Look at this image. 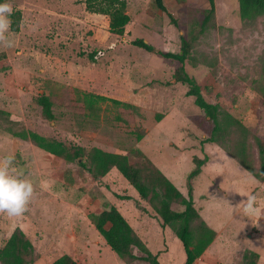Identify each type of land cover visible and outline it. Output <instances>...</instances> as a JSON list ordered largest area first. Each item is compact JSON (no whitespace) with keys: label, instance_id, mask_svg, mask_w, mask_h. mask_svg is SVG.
Segmentation results:
<instances>
[{"label":"rangeland","instance_id":"rangeland-1","mask_svg":"<svg viewBox=\"0 0 264 264\" xmlns=\"http://www.w3.org/2000/svg\"><path fill=\"white\" fill-rule=\"evenodd\" d=\"M164 1L177 25L158 13L153 0H127L131 21L124 36L111 34L106 19L89 12L84 0L8 1L13 14L6 35L15 43L13 47L0 43V111L5 112L0 114V158L15 155L14 166L33 181L34 195L22 216L0 214V247L21 229L35 246L38 263L52 264L71 252L83 264H126L90 225V213L116 207L149 251L160 255L162 264L186 263L175 230L161 227L159 204L143 200L116 168L95 177L88 170L90 152L98 148L125 155L136 165L142 162L136 154L141 150L188 197L194 160L206 163L209 148L234 149L240 138L231 131L218 143H205L209 134L199 124L205 114L195 98L187 96L189 87L176 79L182 65L163 56L182 52L185 43L190 47L185 70L201 87L205 100L239 119L264 142V17L246 24L240 19L238 0H215V16L203 27L208 2ZM136 39L151 44L154 51L135 47ZM92 94L125 105L104 101L97 104L101 111L96 114L84 103L85 96ZM43 95L53 102L54 120L43 114L39 103ZM10 130L34 132L69 146L70 157L57 158ZM147 131L155 143L152 147L148 143L144 151L139 136L145 137ZM249 142L248 164L258 171L259 148L252 137ZM78 152L81 155L76 157ZM148 153L158 158L160 166ZM210 164L214 173L223 174L216 183L241 208L233 220V211L223 212L225 230L210 256L219 259L217 264H257L264 257V214L244 215L241 200L258 178L227 151L216 159L212 156ZM169 169L176 177L168 175ZM195 179L193 190L211 186L197 185ZM227 183L233 186L227 188ZM211 190L219 196V187ZM205 200L198 203L197 197L196 202L201 205ZM259 202L264 213V201ZM216 203L205 208L219 221L221 202ZM171 208L183 211L185 206L173 203ZM134 253L142 255L137 249Z\"/></svg>","mask_w":264,"mask_h":264},{"label":"trees","instance_id":"trees-1","mask_svg":"<svg viewBox=\"0 0 264 264\" xmlns=\"http://www.w3.org/2000/svg\"><path fill=\"white\" fill-rule=\"evenodd\" d=\"M127 0H85L86 8L89 12L105 15L110 18V33L124 36L126 27L131 21L127 14ZM155 5L162 13L168 15L171 22L177 25L174 16L169 12L164 0H153ZM180 2L186 0H179ZM209 3L210 8L206 12L203 27L214 18L216 13L215 0H203ZM240 19L246 24H254L259 18L264 17V0H238ZM14 22L13 31H19L20 16ZM135 47L144 49L147 52L154 51V46L145 43L141 39L132 42ZM190 47L185 43L182 52L177 54H163L165 58L174 59L181 63L182 67L176 74L178 82L189 87L188 97L195 98V104L205 114V117L199 122L200 126L209 134L207 143H218L219 138L227 131L237 133L239 140L229 149L225 146L222 148L231 153L234 158L240 160L241 164L255 175L259 180L264 181V142L258 137L253 136L245 125L237 118L220 109L218 105L208 103L202 95L201 87L192 79L185 70V61L189 55ZM73 90L72 88H70ZM74 91V90H73ZM264 99V84L262 87ZM111 101L116 105H125L117 100H111L104 96L89 95L85 96L84 103L86 109L98 114L101 108L97 104ZM77 100H71V103ZM43 109V114L49 120H54L53 102L50 97L43 95L39 99ZM126 107H129L126 105ZM5 112L0 111V114ZM15 124L16 122H12ZM15 137L34 143L38 148L57 157L63 158L69 155L70 148L59 142L48 140L34 132L10 130ZM144 137V135H143ZM139 136V141L143 139ZM250 137H252L259 148L260 168L255 170L249 165L250 158ZM136 154L141 157L142 162L131 164L129 157L121 154H111L98 148H93L90 152L89 161L90 173L95 177H103L116 168L120 174L127 180L139 196L146 201L153 203L156 201L159 207L156 208V214L161 219L163 229L171 227L183 244L186 254L185 264H195V262L204 254L206 249L213 243L216 233L210 229L202 219L199 211L195 207L194 190L191 181L196 178L205 165V160L195 159V169L189 174L188 197L178 190L161 170L141 151ZM81 155L75 153L76 157ZM86 167V164H82ZM179 203L185 206L183 211L172 210V204ZM89 219L92 225L97 229L99 234L105 240L107 245L117 255V257L126 264H132L137 261H145L149 264H162L158 254L153 255L142 239L131 227L127 219L116 208L103 210L100 213H90ZM198 222V223H196ZM134 249L141 252V256L134 253ZM254 257L258 258L257 255ZM36 248L31 240L21 229H16L9 237L3 247H0V264H35L38 261ZM52 264H78L71 256L63 255Z\"/></svg>","mask_w":264,"mask_h":264},{"label":"clouds","instance_id":"clouds-1","mask_svg":"<svg viewBox=\"0 0 264 264\" xmlns=\"http://www.w3.org/2000/svg\"><path fill=\"white\" fill-rule=\"evenodd\" d=\"M13 6L10 2L0 3V43L5 47H13L14 41L6 34L12 26L11 16ZM23 27V24H21ZM15 155L9 154L0 158V214L7 217H20L27 210L34 195V184L31 179L14 166ZM259 193H250L244 199L243 214L247 216H260ZM257 264H264V257Z\"/></svg>","mask_w":264,"mask_h":264},{"label":"crops","instance_id":"crops-1","mask_svg":"<svg viewBox=\"0 0 264 264\" xmlns=\"http://www.w3.org/2000/svg\"><path fill=\"white\" fill-rule=\"evenodd\" d=\"M156 9H158L157 6H156ZM159 11H161V10L158 9V13H161ZM126 12L130 16L128 4H127ZM93 15H95L97 17L99 16V17L105 18L106 19L107 26L108 27L110 26V18L108 16L100 15V14H95V13H93ZM150 135H151V132L147 131V135L141 141L140 146H141L142 149L144 148V151L146 150L145 149V146L148 143L151 144V147L153 146V143H155L149 137ZM154 146H156L157 148H161V146L159 144H157V143ZM223 152H225V150H223L220 147L217 148V150H214V147L213 148H209V151L207 152L208 153V155H207L208 156V161L205 163L203 169L201 170V173L199 174L200 176L196 177L197 180L195 179V184L197 183V185H202V186L204 185L205 186V184H207V183H210L211 184V186H207L205 188L203 187V190L202 189L199 190V189H196L195 188V190H194V202H195V207L199 211L201 217L203 216L202 217V218H204L203 220L205 222H207V224L210 226V229H212L216 233V239L208 247V251H207L206 255L205 256H202L201 258H199V260L196 262V264H217L218 262H220L218 258H215V256H210V252H211V249H212L213 245L216 243L217 238H219L220 236H222V232L225 230L224 227H222V225H223L222 224V219H224V217H223L222 214H223L224 211H233L234 214L232 215V218H231V220H233L235 218V216L239 214V211L241 209L240 206H239V204L235 203V201H232L233 198H232V196H230L228 194L227 190L226 189L224 190L222 187H220L216 183L217 179L218 178H221L223 174L222 173H214L213 172V168H212L213 165L210 164V158L213 156L216 159L217 156H221V154ZM149 155H150V158L158 166H160L159 165L160 161L158 160V158H155L153 155L151 156V153H148V156ZM174 158L176 160V159L179 158V156L178 157H174ZM212 160H214V159L212 158ZM168 172H169L168 173L169 176L176 177L175 176L176 173H174L173 171H170V169L168 170ZM225 182H228V180H225ZM231 182H233V181H231ZM213 186L214 187H219V190H218L219 196L216 194V192H213L211 190ZM229 186H233V185L227 183L226 187L229 188ZM238 187H239V184H237L236 188H238ZM260 189H262L261 192L259 191ZM249 192L250 193H258V192H260L261 195H259V197H260L261 200L264 201V181L258 179V184L256 186H254V187H250V191ZM202 194H204V195H202ZM233 196L236 197L235 195H233ZM197 197H198V203H200L201 202V199H203V198H206V200L203 202V204L198 205V203L196 202L197 201ZM218 200L221 202L220 209H219L220 210V216H218L219 217V221H216V220H214V217L213 216L211 217L210 213L207 211V208H205V207L209 206L210 204H217L216 202H219ZM259 206H260V202H259ZM234 210H235V212H234ZM206 218H208L209 220L207 221ZM90 225H92V224L90 223ZM60 232H61V230H57V233L58 234ZM70 254H71L70 256L78 264H83V263H80L81 262V259H80L79 256H74V254L71 253V252H70ZM60 257H62V256H58L57 259H59ZM56 260H54V261H56ZM35 264H41V262L39 261V263H38V261H37V263H35Z\"/></svg>","mask_w":264,"mask_h":264},{"label":"built area","instance_id":"built-area-1","mask_svg":"<svg viewBox=\"0 0 264 264\" xmlns=\"http://www.w3.org/2000/svg\"><path fill=\"white\" fill-rule=\"evenodd\" d=\"M10 0H0V3H4V2H8ZM115 47V45H113V48Z\"/></svg>","mask_w":264,"mask_h":264}]
</instances>
